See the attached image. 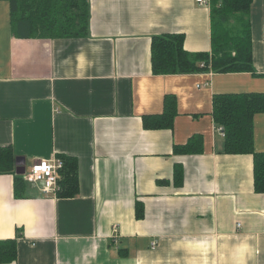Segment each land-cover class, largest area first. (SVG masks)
Listing matches in <instances>:
<instances>
[{"label": "crops", "instance_id": "crops-1", "mask_svg": "<svg viewBox=\"0 0 264 264\" xmlns=\"http://www.w3.org/2000/svg\"><path fill=\"white\" fill-rule=\"evenodd\" d=\"M88 1L89 35L51 40L15 37L0 0V148L27 169L79 163L74 198L28 185L17 199L15 176L0 175V241L17 239L11 264H264L254 158L226 154L212 117L216 95L264 94V0L250 11L256 75L153 74L156 36L184 34L190 53L211 51V9L197 0ZM169 95L173 128L146 129ZM254 133L264 153V114ZM193 137L201 153H174Z\"/></svg>", "mask_w": 264, "mask_h": 264}, {"label": "trees", "instance_id": "trees-1", "mask_svg": "<svg viewBox=\"0 0 264 264\" xmlns=\"http://www.w3.org/2000/svg\"><path fill=\"white\" fill-rule=\"evenodd\" d=\"M13 35L22 39H83L89 35L90 4L88 0H8ZM253 0H210L211 51L190 53L185 49L184 34H165L152 40L153 74L188 75L200 72L251 73L253 40L250 11ZM264 114V94H225L213 99L212 117L225 137V153L252 155L254 158L255 192L264 194V153L255 151L254 118ZM177 116V100L165 98L163 114L147 116L146 129H172ZM202 152L199 138L177 145L174 153L194 155ZM16 155L12 147L0 148V175L12 174L17 199H25L27 186L23 176L16 174ZM59 190L55 197L74 198L79 195V163L62 156ZM177 185L183 181L176 171ZM140 202L138 217L142 216ZM17 239L0 241V264L17 260Z\"/></svg>", "mask_w": 264, "mask_h": 264}, {"label": "built area", "instance_id": "built-area-1", "mask_svg": "<svg viewBox=\"0 0 264 264\" xmlns=\"http://www.w3.org/2000/svg\"><path fill=\"white\" fill-rule=\"evenodd\" d=\"M202 6L210 7V0H197ZM64 164L61 159L35 160L25 168L23 178L28 185L38 186L44 195H56L59 190V172Z\"/></svg>", "mask_w": 264, "mask_h": 264}, {"label": "water", "instance_id": "water-1", "mask_svg": "<svg viewBox=\"0 0 264 264\" xmlns=\"http://www.w3.org/2000/svg\"><path fill=\"white\" fill-rule=\"evenodd\" d=\"M17 169H16V174L23 176L25 172V161L20 160L19 158L16 161Z\"/></svg>", "mask_w": 264, "mask_h": 264}, {"label": "rangeland", "instance_id": "rangeland-1", "mask_svg": "<svg viewBox=\"0 0 264 264\" xmlns=\"http://www.w3.org/2000/svg\"><path fill=\"white\" fill-rule=\"evenodd\" d=\"M28 164H29V163H28ZM28 167H29V165H28ZM29 186H31V187H32V186H34V185H29Z\"/></svg>", "mask_w": 264, "mask_h": 264}]
</instances>
